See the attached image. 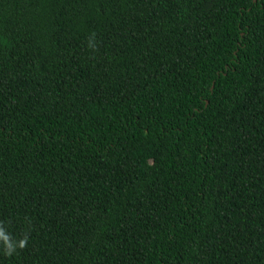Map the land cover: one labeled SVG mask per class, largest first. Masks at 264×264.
<instances>
[{"label": "trees", "instance_id": "1", "mask_svg": "<svg viewBox=\"0 0 264 264\" xmlns=\"http://www.w3.org/2000/svg\"><path fill=\"white\" fill-rule=\"evenodd\" d=\"M0 264H264V0H0Z\"/></svg>", "mask_w": 264, "mask_h": 264}]
</instances>
